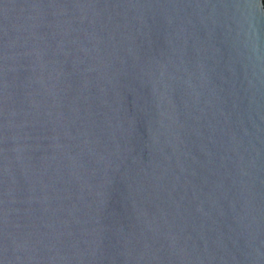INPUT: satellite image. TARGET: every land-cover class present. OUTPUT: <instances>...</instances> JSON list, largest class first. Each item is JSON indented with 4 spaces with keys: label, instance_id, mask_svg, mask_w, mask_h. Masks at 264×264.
I'll use <instances>...</instances> for the list:
<instances>
[{
    "label": "water",
    "instance_id": "water-1",
    "mask_svg": "<svg viewBox=\"0 0 264 264\" xmlns=\"http://www.w3.org/2000/svg\"><path fill=\"white\" fill-rule=\"evenodd\" d=\"M0 264H264L263 0H0Z\"/></svg>",
    "mask_w": 264,
    "mask_h": 264
},
{
    "label": "trees",
    "instance_id": "trees-1",
    "mask_svg": "<svg viewBox=\"0 0 264 264\" xmlns=\"http://www.w3.org/2000/svg\"><path fill=\"white\" fill-rule=\"evenodd\" d=\"M263 6H264V0H263Z\"/></svg>",
    "mask_w": 264,
    "mask_h": 264
}]
</instances>
